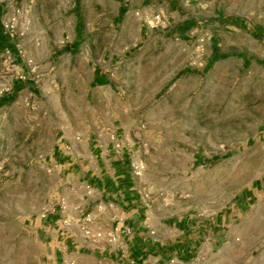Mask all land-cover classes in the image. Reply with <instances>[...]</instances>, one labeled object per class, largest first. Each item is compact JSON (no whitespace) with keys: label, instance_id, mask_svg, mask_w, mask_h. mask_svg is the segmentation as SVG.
Returning a JSON list of instances; mask_svg holds the SVG:
<instances>
[{"label":"rangeland","instance_id":"rangeland-1","mask_svg":"<svg viewBox=\"0 0 264 264\" xmlns=\"http://www.w3.org/2000/svg\"><path fill=\"white\" fill-rule=\"evenodd\" d=\"M88 1L90 7L103 2ZM75 2L0 0V22L11 43L0 51V99L9 98L0 106V264H45L31 221L56 203L69 202L57 182H49L45 160L58 129L84 122L128 126L136 150L148 159L140 180L157 210L211 218L236 196L255 190L244 227L231 230L234 245L220 244L212 257L206 250L183 264H264V222L257 232L252 227L256 215L264 214V64H244L235 27L220 37L222 54L212 60L210 37L178 46L184 40L167 33L164 19L154 27L161 32L149 39L112 37L113 11L104 6L97 12L99 39L91 9L87 14L91 31L84 42L95 47L71 54L66 47L76 37ZM214 7L224 16L264 23V0H214ZM114 25L120 31L121 21ZM114 41L118 58L110 63L108 44ZM95 66L106 72L114 101L124 108L107 110L100 97L93 98ZM216 156L220 163L212 161ZM256 234L260 238L253 241ZM233 248L241 259H230ZM71 264L99 263L86 251Z\"/></svg>","mask_w":264,"mask_h":264},{"label":"crops","instance_id":"crops-1","mask_svg":"<svg viewBox=\"0 0 264 264\" xmlns=\"http://www.w3.org/2000/svg\"><path fill=\"white\" fill-rule=\"evenodd\" d=\"M101 6L113 11L108 30L112 37L123 34L128 39L137 35L149 39V35L161 32L154 29L155 17L161 16L164 26L168 27L167 33L179 34L184 40L178 46L187 47L190 39L200 35L210 37L212 60L222 54L220 37L235 27L240 37L237 48L244 64L249 60L264 64V23L251 24L242 16L217 13L214 0H103L91 7L88 0H76V37L66 47L71 54L76 50L86 54L95 47L94 43L84 42V36L91 31L87 14L91 9L93 24H96L92 31L99 39L102 30L97 12ZM212 19L215 22L209 23ZM118 20L122 25L120 31L114 25ZM146 23L152 28H147ZM108 46L107 57L112 63L118 58L112 53L117 44L114 41ZM251 50L253 54L249 53ZM14 87L18 90L20 83L15 82ZM91 87L92 94L96 95L93 98L100 97L101 108L125 107V103L114 101V86L100 66L94 67ZM102 87L109 89L100 91ZM8 99H0V106H6ZM133 141L130 129L124 124L70 123L57 130L45 169L49 182L55 180L58 189L69 195V202L56 203L31 221L37 241L44 246L41 258L45 264H71L86 251L99 264H166L172 259L189 263L202 251L211 252L212 257V251L220 244L227 248L234 245L231 230L244 227L247 207L257 198L255 190L236 196L234 202L211 218H201L190 211L169 214L157 210L149 205L141 180L135 174L134 168L147 164L148 159L136 150ZM221 160L218 156L212 159L214 163ZM261 183L264 184V179ZM262 184L258 182L255 188L258 190ZM254 220L252 227L257 232L264 222V214L258 213ZM110 237L115 240L111 242ZM259 238L260 234H256L253 241ZM230 252V259L242 258L237 248Z\"/></svg>","mask_w":264,"mask_h":264},{"label":"built area","instance_id":"built-area-1","mask_svg":"<svg viewBox=\"0 0 264 264\" xmlns=\"http://www.w3.org/2000/svg\"><path fill=\"white\" fill-rule=\"evenodd\" d=\"M156 21H155V24H154V27H158L159 25H161L162 23V18L161 16H156L155 17ZM204 40L202 39L200 42H203ZM117 148H120L119 145H117ZM134 171H135V174L138 178H141L142 177V173H143V167L138 165L134 168ZM98 237H101V235H99ZM115 239L113 237H110V241L113 242ZM166 264H183V262H181L180 260L178 259H172L170 260L169 262H167Z\"/></svg>","mask_w":264,"mask_h":264},{"label":"trees","instance_id":"trees-1","mask_svg":"<svg viewBox=\"0 0 264 264\" xmlns=\"http://www.w3.org/2000/svg\"><path fill=\"white\" fill-rule=\"evenodd\" d=\"M2 13H3L2 6H0V15ZM9 47H11L10 38H9L8 34H6L4 27L2 26V24L0 22V51L4 48H9ZM2 103H4V102H2Z\"/></svg>","mask_w":264,"mask_h":264}]
</instances>
